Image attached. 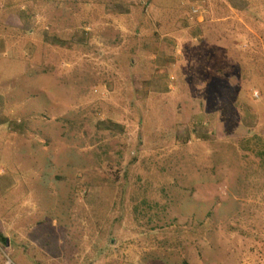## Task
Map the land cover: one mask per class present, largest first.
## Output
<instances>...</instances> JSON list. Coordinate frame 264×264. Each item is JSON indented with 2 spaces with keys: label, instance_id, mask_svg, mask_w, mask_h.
Here are the masks:
<instances>
[{
  "label": "rangeland",
  "instance_id": "rangeland-1",
  "mask_svg": "<svg viewBox=\"0 0 264 264\" xmlns=\"http://www.w3.org/2000/svg\"><path fill=\"white\" fill-rule=\"evenodd\" d=\"M0 264H264V0H0Z\"/></svg>",
  "mask_w": 264,
  "mask_h": 264
},
{
  "label": "trees",
  "instance_id": "trees-1",
  "mask_svg": "<svg viewBox=\"0 0 264 264\" xmlns=\"http://www.w3.org/2000/svg\"><path fill=\"white\" fill-rule=\"evenodd\" d=\"M2 237V236H1Z\"/></svg>",
  "mask_w": 264,
  "mask_h": 264
}]
</instances>
